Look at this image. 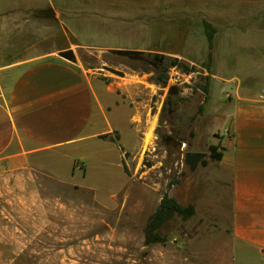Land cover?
<instances>
[{
	"label": "rangeland",
	"instance_id": "rangeland-1",
	"mask_svg": "<svg viewBox=\"0 0 264 264\" xmlns=\"http://www.w3.org/2000/svg\"><path fill=\"white\" fill-rule=\"evenodd\" d=\"M98 1L96 9L91 8L95 0H82L78 10L95 21L92 43L148 45L157 51L152 53L155 63L168 56L179 60L167 72V86L157 84L151 104L161 120L141 161L139 172L149 171L138 173L131 194L123 192L110 205L95 200L90 190L46 174L0 172V264H214L221 260L219 234L204 232L202 201L188 219L173 213L159 231L161 241L145 244L147 226L173 178L180 180L177 199L192 204L185 153L199 151L210 158L209 142L223 133L220 120L211 115L216 96L232 97L241 83L245 93L264 99V0ZM62 20L68 25L70 19L63 15ZM111 20L113 27L107 26ZM204 21L213 26L211 42L207 33L212 28L206 29ZM57 40L59 45L69 42L65 36ZM75 48L85 66L101 71L108 65L121 71H128L129 64L140 66L116 50ZM150 73L147 78L155 83ZM171 77L178 82L170 85ZM173 85L179 93L170 97ZM119 186L98 185L99 193L107 197ZM169 193L175 197V186Z\"/></svg>",
	"mask_w": 264,
	"mask_h": 264
},
{
	"label": "crops",
	"instance_id": "crops-1",
	"mask_svg": "<svg viewBox=\"0 0 264 264\" xmlns=\"http://www.w3.org/2000/svg\"><path fill=\"white\" fill-rule=\"evenodd\" d=\"M82 3L0 0V172L46 174L110 205L123 192L131 194L138 173L149 171L139 172L152 147L149 134L160 126L151 107L160 86L148 80L150 72L130 66L124 76L87 67L75 46L157 51L111 40L92 43L95 21L78 14ZM91 8L98 9L99 1ZM45 10L55 17H41ZM61 36L69 42L59 45ZM66 49L74 50L75 61L60 56ZM233 92L212 102L211 115L223 133L209 145H220L222 159L207 158L192 171L188 193L195 214L202 201L204 232L219 234L221 260L214 264H264V99L245 93L241 83ZM101 184L120 186L102 197Z\"/></svg>",
	"mask_w": 264,
	"mask_h": 264
},
{
	"label": "trees",
	"instance_id": "trees-1",
	"mask_svg": "<svg viewBox=\"0 0 264 264\" xmlns=\"http://www.w3.org/2000/svg\"><path fill=\"white\" fill-rule=\"evenodd\" d=\"M204 26L206 29L212 28V31L207 33L209 42L212 41L214 37V29L212 24L208 21H204ZM120 58H125L130 62H138L140 66H135L133 64H129V66L134 69L138 70L140 67L141 71L144 72H154L153 81L156 84L162 85L166 87L168 84V74L169 68L179 64L178 58H172L168 56L162 62L155 63L152 60L153 54L150 52H144L139 56L135 57H127L124 55H120L115 52ZM168 61H167V60ZM207 90L208 88L205 87ZM202 106H200V110ZM210 159L213 161H220L223 156V152L221 151L220 145H210ZM128 155V154H127ZM202 165H206L208 163L207 159H203L201 161ZM125 171L129 173L128 167L125 164ZM180 184V180H176L175 178L171 179L168 184L166 190L162 193V198L160 203L154 213L151 215L148 223V230L147 236L145 239V244L149 245L151 243L161 241L163 238L160 234V229L165 222L172 216L173 213H178L184 219H188L190 216L195 214V207L192 204L185 205L177 200L176 197L170 195L169 191L172 189L173 186Z\"/></svg>",
	"mask_w": 264,
	"mask_h": 264
},
{
	"label": "water",
	"instance_id": "water-1",
	"mask_svg": "<svg viewBox=\"0 0 264 264\" xmlns=\"http://www.w3.org/2000/svg\"><path fill=\"white\" fill-rule=\"evenodd\" d=\"M41 17H46V18H50V17H55V12L51 11V10H45L43 12V14L41 15ZM118 54L120 55H124L127 57H135V56H139L142 53H144L145 51L142 50H136V49H118L116 50ZM60 56L71 60V61H75L77 59L76 54L74 52L73 49H66L63 50L61 52H59ZM104 69L115 74L118 76H124L125 73L115 67H112L110 65L108 66H104ZM179 93V89L177 86L173 85L169 88V94L170 97L175 96ZM169 104H171V101H169ZM206 157V153L204 152H199V151H189L185 153V163L190 167L191 171H194L197 169V167L199 166V164L201 163V161Z\"/></svg>",
	"mask_w": 264,
	"mask_h": 264
},
{
	"label": "built area",
	"instance_id": "built-area-1",
	"mask_svg": "<svg viewBox=\"0 0 264 264\" xmlns=\"http://www.w3.org/2000/svg\"><path fill=\"white\" fill-rule=\"evenodd\" d=\"M170 85L174 84V83H177L178 82V78L177 77H171L170 79ZM171 87V86H170Z\"/></svg>",
	"mask_w": 264,
	"mask_h": 264
},
{
	"label": "bare ground",
	"instance_id": "bare-ground-1",
	"mask_svg": "<svg viewBox=\"0 0 264 264\" xmlns=\"http://www.w3.org/2000/svg\"><path fill=\"white\" fill-rule=\"evenodd\" d=\"M150 135V134H149Z\"/></svg>",
	"mask_w": 264,
	"mask_h": 264
}]
</instances>
